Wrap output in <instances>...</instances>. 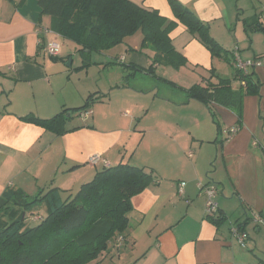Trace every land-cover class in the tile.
<instances>
[{"label": "crops", "instance_id": "crops-1", "mask_svg": "<svg viewBox=\"0 0 264 264\" xmlns=\"http://www.w3.org/2000/svg\"><path fill=\"white\" fill-rule=\"evenodd\" d=\"M132 1L176 20L168 0ZM178 1L208 25L211 36L230 55L238 52L243 60L262 61V66L250 71L259 93L245 97L241 124L232 109L212 105L210 110L188 98L186 91L200 83L195 71L206 75L215 70L220 77L232 79L234 68L213 58L184 25L179 23L170 34L188 64L177 70L186 75L181 77L184 85L160 77L178 90L177 98L172 92L168 98L153 99L152 109L145 110L140 102L126 100L130 92L136 96L143 92L121 88V81H129L131 75L109 69L119 67L113 65L115 60L123 70H148L154 52L141 49L140 53L148 51L144 60L126 44V51L117 55L113 50L126 38L112 50L93 53L107 57L105 62H91L77 71L81 59L75 71L66 70L69 56L63 55V44L56 59L44 50L45 42L55 38L41 33L51 27V18H41L36 0H0V197L14 191L34 198L56 188L64 199L100 171L119 164L153 169L159 177L132 199L129 229L114 237L101 260L93 264L108 258L113 264L116 258L118 264L264 262V224L255 223L256 216L264 218V32L249 26L258 21L264 0ZM139 44L140 40L135 45ZM72 57L68 67L75 63ZM159 68L163 69L154 66L149 75L155 77ZM91 95L101 101L94 103L81 124L74 125L72 114L80 115L69 112L67 132L62 134L22 120L32 114L52 119L64 110L80 109ZM115 96L123 100L116 101ZM97 155L101 160L92 165L89 161ZM180 183L185 184L183 195L178 193ZM204 186L218 190L214 200L226 217L220 227L205 219ZM241 223L249 235L247 249H241L231 235L232 227Z\"/></svg>", "mask_w": 264, "mask_h": 264}, {"label": "trees", "instance_id": "trees-1", "mask_svg": "<svg viewBox=\"0 0 264 264\" xmlns=\"http://www.w3.org/2000/svg\"><path fill=\"white\" fill-rule=\"evenodd\" d=\"M168 1L176 20H169L159 11L145 8L132 0H36L41 18H51V27L47 29L77 46L83 60L77 71L91 65L93 53L112 50L139 31L143 37L141 49L151 48L155 57L148 70L140 67L133 69L147 74L156 65L180 69L187 61L176 51L170 37L179 23L205 45L213 58H221L232 65L231 53L211 36L208 25L178 0ZM263 24L258 14V21L249 26H256L264 32ZM213 78L216 80L211 81ZM238 80L246 85L234 88ZM186 93L189 99L202 102L210 110L212 105L232 109L241 124L243 101L247 96L257 95L259 85L251 73L234 70L233 78L226 79L212 70L211 79H204ZM95 98L91 95L80 109L64 110L52 119H40L32 114L22 117V120L59 135L67 132L64 125L69 112L80 115L90 110L95 102L101 100L100 97ZM238 130L236 128V132ZM158 180L153 169L119 164L100 171L91 182L82 185L75 195L65 200L56 188L46 193L41 191L34 198L6 191L0 197V264H91L101 260L111 240L129 229L132 199ZM206 188L211 187L204 186L203 193ZM217 195L218 192L215 198ZM215 203L217 216L210 218L205 212V219L220 227L226 217ZM41 205L46 206V216L41 217L42 220L35 216L33 220L37 225L27 227V212L33 213ZM257 217L260 216L255 219ZM235 227L246 234L248 248L249 235L244 225L241 223ZM12 248L15 249L12 258L6 260L4 253Z\"/></svg>", "mask_w": 264, "mask_h": 264}, {"label": "rangeland", "instance_id": "rangeland-1", "mask_svg": "<svg viewBox=\"0 0 264 264\" xmlns=\"http://www.w3.org/2000/svg\"><path fill=\"white\" fill-rule=\"evenodd\" d=\"M52 37L57 39L65 47V48L63 47V55L66 54L65 56H69V57H66V58H69V60H68V62L66 64H64V68L66 70H69V71H75V68H78L82 64L81 63V61H82L81 59L82 58H81V56L78 53L77 46L74 43H72V42L64 40L60 36L58 37L56 35H52ZM141 39H143V37H142L141 32L139 31L135 35H133L131 37H128L126 39V41H125V44L121 45L120 47L117 48V50H113V51H117L116 54L119 55V54H121V52H123V51L125 52L126 51L127 48H125L124 45L127 44V45H130V47H131V49L133 51L132 53H135L136 51L139 52L136 55L141 57V59L145 60L146 59V55L145 54H147L146 52H148V51H146L144 53L143 52L140 53V51H141V47H140L141 46ZM139 40H140V44L138 46H136L135 44L138 43ZM137 47H139V49H137ZM76 48H77V51H76ZM149 51H152L151 48H149ZM72 56H75V58H74V62L75 63L73 65L71 63V67H68L69 63L72 62V60H73ZM106 60H107V57H103V56H100V55H97V54H93L91 62H93V63L94 62H96V63L97 62H105ZM119 63L120 62L113 60V65H116V66L118 65L119 67H116L115 70H112V68H110L109 72L116 71L118 73V75L124 74V75H127V76L131 74V76L129 77V81H126V80H124L123 82L121 81V83H120L121 84V88L125 87V86H128L129 88H133L135 92L136 91L143 92L141 94H138V96H136V94H133L132 92H130V96H127L126 100L133 101V102H140V104L142 106H144V109L148 108V106H150V108L152 109L153 99H158V98L159 99H163L165 97L168 98V96H170V93H172V92H174V96L175 97L178 95L177 94L178 90H175V89L169 87L168 84H164V82H162L160 77L162 79L166 78L165 80L168 81V83H170V84L171 83H181V84H183L185 82L184 79H182L183 77H186L184 72L182 74H180V72L177 71L178 69H175V68L170 67V66L161 65L163 69L160 70V68H161L160 67L158 69V71H156V76L153 77V76H150L149 74H147L145 71H136V69H133V68H130V67H126L125 68L126 70H123L124 66H122ZM128 64L129 63L127 62V65ZM188 68H189V70H192V65L189 64ZM97 72H98V70L96 69V70H93L91 73H92L93 76H96ZM195 72L199 76L198 77V79H199L198 82H200V83H201V81H203V77L211 79L210 78L211 77V72L210 71L206 72V75H205V73H202L200 70H197ZM105 82H106L105 80L102 81L103 84ZM115 95H117V94H115ZM135 97H136V99H135ZM106 100H109V97ZM115 100L116 101H122L123 99L121 97H119V96H115ZM80 106H82V105H80ZM83 119L84 118L81 116V114H80V116H78L76 114H72V118H71L70 121L73 122V124L75 125V124H81L82 123L81 121H83ZM208 123H209L208 125H210V127H211L210 122H208ZM207 133H209V131H207ZM65 199H66V197L64 198V200ZM46 210L47 209L45 208V205H41V206H38L34 210L33 213H28L27 212V215H26L27 219L25 220V224L27 225V227L28 226L29 227H33V226L37 225V222H35L33 220L34 217L38 216L40 219H41V217H45L46 214H47ZM119 235L120 234H117L116 236H119ZM21 245H22V243L20 244V246ZM14 250L15 249L12 248V249H8V250L5 251L4 254H5V259L6 260L12 258ZM123 251H125V253H126V248H124ZM117 253H118V250L116 251V255H117ZM115 262H117V264L119 263L118 262V258H116ZM123 262L124 261H122V263ZM93 263H91V264H93ZM102 264H113V263L111 262L110 258H108Z\"/></svg>", "mask_w": 264, "mask_h": 264}, {"label": "built area", "instance_id": "built-area-1", "mask_svg": "<svg viewBox=\"0 0 264 264\" xmlns=\"http://www.w3.org/2000/svg\"><path fill=\"white\" fill-rule=\"evenodd\" d=\"M259 14H260V19L264 23V2L262 4L261 12ZM41 33H44L45 35H51V36L55 35V34H53L52 31H50L47 28H43V31L41 30ZM44 50L49 57L57 58L60 55L61 44L57 41V39H53L52 41L48 40L47 43L44 44ZM232 58H233V60H232L233 61L232 62L233 68L235 71H239V73L247 74V73H250V71L252 69H255L256 67H260L263 65L262 61H260L258 59L257 60L256 59H254V60H243L238 52H235L232 55ZM245 85H246L245 82L240 81V80L235 82V86H245ZM90 111L91 110L85 111L84 113L81 114V116L85 118L87 115H89L91 113ZM235 133H236V129H232L230 131V135L235 134ZM100 160H101V156L97 155V156H93L89 162L92 165H96ZM105 164L107 165L106 162H105ZM184 187H185L184 183H181L179 185V194L180 195H183ZM217 192L218 191L213 187L206 188L204 191V194L207 197V201H206V205H205V212H206L207 217L211 218L213 216H217V204L214 202V198H215ZM255 222L257 224L258 223L264 224V219L257 217V219H255ZM239 230H240L239 228L234 226L231 229V234H232L233 239L236 240L237 244L241 248L245 249V248H247V244L245 242L246 241V234L241 233Z\"/></svg>", "mask_w": 264, "mask_h": 264}, {"label": "water", "instance_id": "water-1", "mask_svg": "<svg viewBox=\"0 0 264 264\" xmlns=\"http://www.w3.org/2000/svg\"><path fill=\"white\" fill-rule=\"evenodd\" d=\"M70 64V63H69ZM70 66V65H69Z\"/></svg>", "mask_w": 264, "mask_h": 264}]
</instances>
